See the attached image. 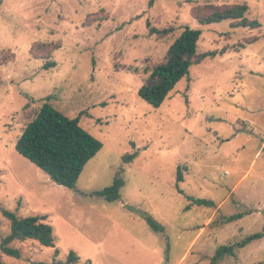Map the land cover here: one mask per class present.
Listing matches in <instances>:
<instances>
[{"label":"rangeland","instance_id":"374dc122","mask_svg":"<svg viewBox=\"0 0 264 264\" xmlns=\"http://www.w3.org/2000/svg\"><path fill=\"white\" fill-rule=\"evenodd\" d=\"M234 3L247 4L259 26H202L192 16L194 6ZM147 21L174 30L159 38ZM185 26L201 30L199 54H217L154 108L138 95L145 70ZM46 101L103 144L75 190L15 149ZM116 176L119 200L90 196ZM3 210L45 215L55 247L15 241L19 257L0 253V264H58L71 251L77 264H211L217 247L262 231L264 0H0V241L10 233ZM145 212L163 232L150 230ZM217 264H264V237Z\"/></svg>","mask_w":264,"mask_h":264},{"label":"trees","instance_id":"16d2710c","mask_svg":"<svg viewBox=\"0 0 264 264\" xmlns=\"http://www.w3.org/2000/svg\"><path fill=\"white\" fill-rule=\"evenodd\" d=\"M249 7L245 3L234 4H206L194 6L192 16L199 25L206 26L230 21L236 27L254 29L259 26L257 19L248 17ZM148 33L157 37L170 35L174 28H156L147 21ZM201 30L183 27L166 51L164 59L146 69L147 77L138 90V95L149 105L159 108L170 92L183 78H189L190 68L200 63L206 57H214L217 53L209 51L198 53V42ZM54 66V62L44 64V68ZM50 97H48L49 99ZM100 140L91 135L79 123V118H71L54 108L46 101L30 120L15 142L16 151L24 158L35 164L53 182L70 190H75L80 174L85 164L102 149ZM136 153L125 154L123 162L129 163ZM183 181L181 169H177V182ZM124 180L116 176L112 184L100 191L91 193L106 202H115L121 197ZM191 204L212 206L210 200L189 196ZM3 215L10 221V233L0 241V253L18 258V249L10 246L15 241L34 240L44 247L54 248L55 238L53 227L46 222L45 215H28L18 217L13 212L3 210ZM147 226L154 233L164 231V227L149 213L141 214ZM242 213L232 215L228 222L242 218ZM264 237L262 231L250 234L234 245L217 247L211 264H217L226 256H233L235 249L243 248L247 244ZM58 254V249H55ZM79 257L71 251L65 262L58 264H77Z\"/></svg>","mask_w":264,"mask_h":264}]
</instances>
